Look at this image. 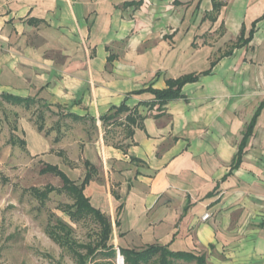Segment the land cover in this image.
Wrapping results in <instances>:
<instances>
[{
	"label": "crops",
	"instance_id": "1",
	"mask_svg": "<svg viewBox=\"0 0 264 264\" xmlns=\"http://www.w3.org/2000/svg\"><path fill=\"white\" fill-rule=\"evenodd\" d=\"M0 93L90 127L83 195L114 249L264 264V0H0Z\"/></svg>",
	"mask_w": 264,
	"mask_h": 264
},
{
	"label": "rangeland",
	"instance_id": "2",
	"mask_svg": "<svg viewBox=\"0 0 264 264\" xmlns=\"http://www.w3.org/2000/svg\"><path fill=\"white\" fill-rule=\"evenodd\" d=\"M1 95L0 264H79V258L87 257L88 249L99 246L103 227L92 216L78 221L67 216L73 210L75 195L66 190L63 180L47 166L56 167L73 185L80 186L87 172L84 163L90 162V149H84V144L93 140L90 136L93 133L90 127L73 128V122L66 123L55 106L38 100L30 101L28 108L24 104L12 105ZM40 124L43 131L38 137L23 132L29 126L38 132ZM118 132L115 129L108 134V141L115 146L124 138L123 132ZM60 141H64L65 147H60ZM40 142L48 144L46 150L36 146ZM94 164L96 172L91 170V174L101 183L102 168L98 162ZM48 187L54 191L44 200L33 194L34 190L42 192ZM84 189L87 196L90 184ZM59 221L66 225L68 234L57 225ZM49 232L58 233L66 244L54 242ZM160 258V253L155 254L147 264H159ZM105 260L96 254L91 262ZM120 260L123 259L117 252L115 264ZM168 260L169 264H197L193 259Z\"/></svg>",
	"mask_w": 264,
	"mask_h": 264
},
{
	"label": "trees",
	"instance_id": "3",
	"mask_svg": "<svg viewBox=\"0 0 264 264\" xmlns=\"http://www.w3.org/2000/svg\"><path fill=\"white\" fill-rule=\"evenodd\" d=\"M248 41H249V38L245 40L243 44L248 43ZM196 80H197V76H192V75L185 76L177 80H167L166 81L167 88L162 91L153 90L151 88H148L146 91L154 96V100L159 105H163L168 101L180 98L182 86L185 85L186 83H191ZM1 96L7 103H10L12 105L24 104L27 107L30 101L35 102L34 99H29V98L21 99V98L11 96L8 94H3V93ZM110 111H114V115H118L120 112L126 111V108L125 106L121 105L118 108H112ZM73 119L76 120L78 118L73 117ZM103 120L107 121L108 119L104 118ZM254 121H255V118L249 124L247 128V132L243 137L241 145L244 144L245 139L248 137V135H250L253 129L254 123H255ZM37 130L39 132H42L43 126L41 124L37 125ZM85 165L87 168V172L80 186L73 185V183L70 182V180L64 175V173L61 172L56 167L47 166L48 168H50V170L54 171L63 180V182L66 184L65 186L66 190L71 194L74 193L75 195L74 196L75 202L72 205L73 210L68 211L66 213L67 216L72 221H78L83 217L92 216L95 220L100 221L101 226L103 227L102 238L100 240L99 246L88 249L87 257L79 258V264H115L114 259L116 257L117 252L122 257L123 264H147L151 256L155 254H159V253L161 257L159 260V264H169L168 259H171V260L193 259L196 261L197 264H206L203 257H196L191 254H185V253H173V252L168 251L166 248L160 247V246H149L146 249L141 250V251H135L131 249H122V248L118 250L114 249V247L110 245L108 242L109 236L111 233V228H110V224L108 220L98 210L91 207V205L89 204L88 198H86L83 195V189L90 181V170H92V167H90L89 163L86 162ZM53 191H54L53 188L48 187L42 192H39L38 190H34L33 194L37 198L44 200L47 197V195ZM121 209H122V206H120L117 209L118 214ZM57 225L62 230H65L66 233L68 234L69 231L66 228L65 224L59 221ZM48 235L50 239H52L54 242H56L59 245L66 244L67 242L66 240L63 241L64 238L59 236L58 233L56 232H49ZM96 254L101 255L103 259H106V260L101 261V262H91V259H94Z\"/></svg>",
	"mask_w": 264,
	"mask_h": 264
}]
</instances>
